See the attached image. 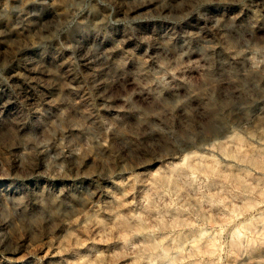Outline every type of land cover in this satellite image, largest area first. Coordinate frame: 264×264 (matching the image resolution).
<instances>
[{"label": "rangeland", "instance_id": "374dc122", "mask_svg": "<svg viewBox=\"0 0 264 264\" xmlns=\"http://www.w3.org/2000/svg\"><path fill=\"white\" fill-rule=\"evenodd\" d=\"M257 263L264 0H0V264Z\"/></svg>", "mask_w": 264, "mask_h": 264}, {"label": "bare ground", "instance_id": "6f19581e", "mask_svg": "<svg viewBox=\"0 0 264 264\" xmlns=\"http://www.w3.org/2000/svg\"><path fill=\"white\" fill-rule=\"evenodd\" d=\"M257 261V260H256ZM260 262V261H259ZM258 264V263H257Z\"/></svg>", "mask_w": 264, "mask_h": 264}]
</instances>
